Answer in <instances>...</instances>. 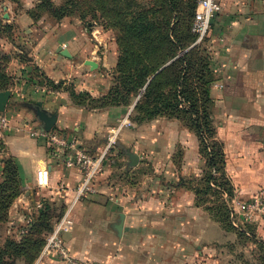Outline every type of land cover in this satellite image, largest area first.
<instances>
[{
	"label": "crops",
	"instance_id": "crops-1",
	"mask_svg": "<svg viewBox=\"0 0 264 264\" xmlns=\"http://www.w3.org/2000/svg\"><path fill=\"white\" fill-rule=\"evenodd\" d=\"M221 5L208 37L215 130L209 142L222 147V175L232 188L231 199L245 202L264 190V0H221ZM33 39L30 63L42 77L23 76L4 111L12 127L2 133L0 170L4 159H13L21 184L12 220L23 223L31 211L38 212L37 203H48L71 222L61 234L72 254L102 264H187L203 242L222 237L212 214L217 201L202 192L208 164L201 140L182 119L161 117L123 129L110 155L130 150L139 157L138 165L129 166L127 157L125 163L109 158L94 181L97 194L78 198L83 173L67 168L63 153L31 135L46 127L32 101L42 102V110L56 117L51 132L75 138L97 157L105 152L112 129L130 117L135 102L113 106L99 101L109 94L116 65L113 55L106 62L101 59L99 45L89 50L79 35L47 33ZM61 47L72 57L59 53ZM24 68L14 70L32 73L30 66ZM49 82L61 86L54 89ZM74 95L86 96L82 102ZM237 221L264 243V217ZM40 264L63 263L44 256Z\"/></svg>",
	"mask_w": 264,
	"mask_h": 264
},
{
	"label": "rangeland",
	"instance_id": "rangeland-1",
	"mask_svg": "<svg viewBox=\"0 0 264 264\" xmlns=\"http://www.w3.org/2000/svg\"><path fill=\"white\" fill-rule=\"evenodd\" d=\"M196 10V0H0V73L3 74V77L0 76V89H5L0 92H9L10 95L17 85H22L19 80L23 76H26L27 80L40 76L39 68L30 63L31 45L33 46L31 41L34 40L33 36L52 33L64 37L79 35L88 41L89 50L99 45L101 48L98 53L105 62L109 55L116 57L112 75H116L118 71L123 87L128 92L132 90L133 93V90L135 92L136 87L139 88L157 69L159 71L156 74L174 61L173 58H178L191 50L194 43L191 29ZM101 59L96 56V60L101 61ZM209 59L212 58L207 41L206 45L197 48V55H194V60L191 57V63L206 65ZM168 60L170 61L165 65ZM21 66L25 68L30 66L31 75L25 68L21 71V75H18L15 70L21 69ZM176 72L174 70L169 72L167 75L169 85L162 92H160L161 87L157 88L159 95L170 99L178 97L175 84L172 83ZM122 92H124L123 88ZM145 93L146 86L139 88V91L132 95V105L135 102L130 114L133 127L167 117L161 115L145 119V114L134 112L136 104L144 101ZM192 95L190 94V97ZM2 133L0 131V148H4ZM130 153L128 150L111 156L109 152L104 165L109 158L125 163L124 157L128 158L127 163L130 165L128 157ZM9 160V158L3 160L0 184L5 177V163ZM17 199L19 197L8 209L5 206L2 211L3 217H0L2 218L0 256L4 254L1 263L37 264L42 260L47 238L62 222L65 215L59 210L45 214V224L42 227L40 221L36 220L39 214L37 210L36 213L31 211L28 214L29 219L23 223L18 222L12 220L10 213ZM218 203L219 210L213 219L217 220L223 236L211 242H203L201 248L195 249V252L186 258L187 264H264V243L253 234L250 226L238 225L237 218L235 222L238 227L232 226L233 222L230 223L232 219L227 218L226 209L222 208L224 205L220 199ZM225 205L230 206L229 202ZM28 220L30 223H27ZM11 222L10 230L14 231L7 230V225ZM26 237L40 240L43 244L34 261L29 257L28 261L24 258L17 259L13 255L22 240L27 239ZM7 254L14 257L8 260Z\"/></svg>",
	"mask_w": 264,
	"mask_h": 264
},
{
	"label": "trees",
	"instance_id": "trees-1",
	"mask_svg": "<svg viewBox=\"0 0 264 264\" xmlns=\"http://www.w3.org/2000/svg\"><path fill=\"white\" fill-rule=\"evenodd\" d=\"M191 32L194 37V43L191 50L178 58H173L175 60L169 65L164 66L162 71L158 74L156 73L159 69L147 77V80H145V82H143V84L139 87L141 89L146 86V93L143 95V97H145L144 101L136 104L134 112L145 114V119H151L161 115L169 118L182 119L186 125L195 129L199 139L201 140L202 151L207 158L208 164V172L205 176V183L202 187V192L203 194L212 196L217 201L215 210H212L214 217L217 216V210H219L218 200L220 199L224 205H222V208L226 209L227 218L231 220V210L229 207H226L225 201L223 200L224 195H227L230 199L233 197L232 188L229 182H227L222 175L224 167L223 150L218 143L209 142V140L215 135L211 119L213 101L210 97V86L214 82L213 71L211 69V59H209V63L206 65H196L195 62L191 63V57H193L194 60V55H197V48L199 46L206 45L208 38L205 39L203 43L196 44L197 37L193 33L192 29ZM170 60H168L165 65ZM119 67L120 63L118 64V68ZM171 70L177 71L172 83L175 84V92H177L176 94H178V97H173V99L157 93L158 87H161L160 92H162L164 88L169 85L167 75L171 72ZM0 76L3 77V74L0 73ZM41 77L42 75L39 76V78ZM120 80L121 78L119 72L117 71L116 75H113L112 87L109 94L99 100L103 105L110 104L113 106H130L132 104V95L133 93L135 95V93L139 91V88L136 87V91L134 92L133 90V93L132 90H130V93L125 89V87H123L122 81ZM50 86L54 89H59L61 83L58 85L50 83ZM122 88L124 92H122ZM190 89H192V92H189ZM3 90L5 89H0V91ZM190 94L193 95L190 97ZM85 96L86 95H74V98L83 102ZM129 118L131 120V116ZM216 173L221 175L217 176ZM4 175V180L0 184V217H3L2 211L5 206H7L8 209L11 203H13V201L21 194V184L18 170L13 159H10L5 163ZM54 210L56 209H53L48 203H43V209L39 210V214H37L38 219H36L37 221H40L39 223L42 224V227L43 224H45V214L51 213ZM1 221L2 218H0V222ZM39 223H37V226H39ZM230 223L232 224V221ZM31 234L33 233L31 232ZM29 237L31 238L32 235ZM29 237L22 240V243L18 246L16 253L13 254L17 257V259L24 258L28 261L29 257L34 261L38 257L43 244L40 240L29 239ZM3 255L4 254L0 256V264H2L1 261ZM7 255L8 260L9 258L14 257L13 255Z\"/></svg>",
	"mask_w": 264,
	"mask_h": 264
},
{
	"label": "built area",
	"instance_id": "built-area-1",
	"mask_svg": "<svg viewBox=\"0 0 264 264\" xmlns=\"http://www.w3.org/2000/svg\"><path fill=\"white\" fill-rule=\"evenodd\" d=\"M221 0H197V10L192 31L196 35V44H201L209 37L214 17L221 11ZM11 121L6 115H0V131L8 132L11 130ZM133 123L130 118L119 121L107 138V147L101 156H94L87 150L81 148L78 141L66 135L55 132L44 133L40 130L33 131V137L43 138L49 147L56 152L63 153L64 165L67 168H77L83 173V181L78 189V198L89 195H96L97 191L93 184L96 177L104 169V160L107 153L116 144V141L125 128H132ZM213 186V185H212ZM224 197L229 202L231 208V219L236 225L235 219L240 218L244 222H252L258 217H264V190L258 191L251 201L237 202ZM37 210L43 209V203L36 204ZM27 223H30L28 220ZM64 225V226H63ZM71 226V222L65 219L55 228L54 232L47 238V243L42 253L43 256L57 257L63 264H102L83 261L75 257L62 237L63 228ZM40 262L38 261L37 264Z\"/></svg>",
	"mask_w": 264,
	"mask_h": 264
},
{
	"label": "water",
	"instance_id": "water-1",
	"mask_svg": "<svg viewBox=\"0 0 264 264\" xmlns=\"http://www.w3.org/2000/svg\"><path fill=\"white\" fill-rule=\"evenodd\" d=\"M59 53H61L63 56L67 58H71L72 55L69 53V51L63 47L60 48ZM86 64L93 67V68H98V65L96 62L93 61H86ZM9 97V92H0V113L1 115H4L5 111V106L7 99ZM33 105H36L37 107V119L45 124V129H41V132L44 133H49L52 131L53 127L55 126L56 123V117L54 115H49L45 111L42 110L43 103L42 102H36L32 101ZM129 160H130V165L131 167H135L139 163V157L134 154H129L128 155Z\"/></svg>",
	"mask_w": 264,
	"mask_h": 264
}]
</instances>
